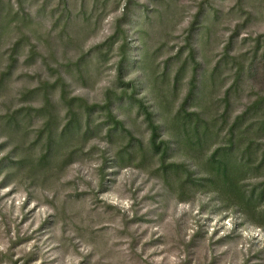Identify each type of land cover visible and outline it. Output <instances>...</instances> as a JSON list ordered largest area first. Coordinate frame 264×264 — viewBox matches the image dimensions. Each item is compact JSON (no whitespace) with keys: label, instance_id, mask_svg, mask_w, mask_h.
Listing matches in <instances>:
<instances>
[{"label":"rangeland","instance_id":"rangeland-1","mask_svg":"<svg viewBox=\"0 0 264 264\" xmlns=\"http://www.w3.org/2000/svg\"><path fill=\"white\" fill-rule=\"evenodd\" d=\"M0 20V116L31 108L22 133L0 129V264H264L258 217L159 170L165 146V164L197 170L180 106L213 120L212 143L264 99V0H0ZM72 98L88 133L59 138Z\"/></svg>","mask_w":264,"mask_h":264},{"label":"trees","instance_id":"trees-1","mask_svg":"<svg viewBox=\"0 0 264 264\" xmlns=\"http://www.w3.org/2000/svg\"><path fill=\"white\" fill-rule=\"evenodd\" d=\"M255 63V58L250 60L247 70H251ZM4 77L5 73H2L0 84ZM58 82H60V85H58ZM55 84L61 86L60 91L62 95H60V100L66 101L64 96V79L59 77ZM55 84L51 87L57 86ZM38 90H42V88L40 87L39 89L30 91V94L33 93L34 95ZM44 91L45 94L48 93L47 90ZM45 100L48 104V95L45 96ZM75 101L76 99L72 98L66 102L69 121L63 127L59 138L62 137L64 139L65 136H68V139H70L75 134L88 133L87 130L82 131V127L84 126L81 123L83 120L82 117L85 114L87 115L91 108L89 106L87 107L86 104H79L75 107ZM225 101L227 104V99ZM263 102L264 99L256 100L246 108L228 128L227 132L229 134H225L219 140H215L212 143L210 142L212 140L211 134L215 135V139L219 137V134H215L210 130V126L213 125V120L202 119L199 113L187 112L183 108V105L180 106L173 117L171 127L178 125L181 126V129H188L191 136L180 139V143L189 150L190 159L195 162L197 170H191L188 167L189 165L182 163L165 164V158L167 156V147L165 146L162 149L163 153L160 155L161 165L159 168L163 184L170 190L173 187H177L180 192H190L197 188L206 189L216 194L218 201L224 209H236L247 219L258 217L259 227L264 228V209L260 210V207L264 205L262 204L264 201V119H261L257 115L263 109ZM111 103V100L107 96L105 106L101 107V109L106 110L107 119L117 128V126H121L122 122L112 113ZM140 105L141 108L139 110L143 109L140 113L143 114L144 121L151 130V147L157 150L159 146L155 144V138L159 134L161 126L153 121V114L147 111L141 103ZM30 110L31 108H23L0 116V129L2 134L22 133V128L20 127L21 121L31 117ZM45 110V108H42V110H38V113H44ZM250 118L253 119L249 121ZM51 122L52 119L47 120L41 133L49 127L48 124ZM167 123L169 124V122ZM242 124L244 127L237 134L238 126ZM259 139L261 142H258ZM51 142H53L52 139L50 140ZM161 144L163 145V142ZM207 144H211L212 146L219 145L207 155ZM46 155L44 158L47 157ZM16 163L20 164L21 161ZM196 173H200L201 176L196 178ZM247 173H250L251 176L247 177ZM249 178H262V182L259 185L257 184V187H253L247 195L242 182Z\"/></svg>","mask_w":264,"mask_h":264}]
</instances>
